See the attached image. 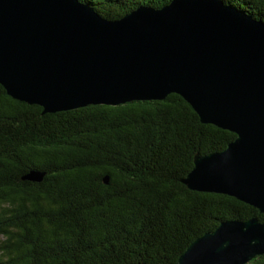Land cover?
Listing matches in <instances>:
<instances>
[{"label": "trees", "instance_id": "16d2710c", "mask_svg": "<svg viewBox=\"0 0 264 264\" xmlns=\"http://www.w3.org/2000/svg\"><path fill=\"white\" fill-rule=\"evenodd\" d=\"M79 1L117 20L173 0ZM223 1L264 21V0ZM236 137L178 94L44 113L0 85V264H176L223 222L264 223L253 206L183 183L197 154Z\"/></svg>", "mask_w": 264, "mask_h": 264}, {"label": "water", "instance_id": "95a60500", "mask_svg": "<svg viewBox=\"0 0 264 264\" xmlns=\"http://www.w3.org/2000/svg\"><path fill=\"white\" fill-rule=\"evenodd\" d=\"M0 85L44 113L178 94L203 124L237 136L222 152L197 154L183 183L264 213V21L223 0H173L117 20L79 0H0ZM262 255L264 223L233 220L196 239L176 264Z\"/></svg>", "mask_w": 264, "mask_h": 264}]
</instances>
